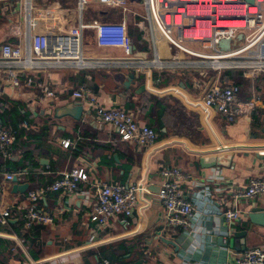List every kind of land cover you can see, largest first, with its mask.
Wrapping results in <instances>:
<instances>
[{"label":"crops","instance_id":"0c3cea01","mask_svg":"<svg viewBox=\"0 0 264 264\" xmlns=\"http://www.w3.org/2000/svg\"><path fill=\"white\" fill-rule=\"evenodd\" d=\"M128 1L126 13L91 4L81 17L78 0H33L29 15L24 6L27 0H0V46L25 44L31 32L67 33L82 23L84 57L93 63L84 69L25 76V95L20 99L15 97V89L0 82V98L19 102L21 115L26 116L15 130L13 156L0 157V202L12 210L8 225H0V264H31L29 259L37 264H232L235 256L264 248V227L252 224L249 218L253 208L264 209V197L245 207L246 217L229 225L215 193L218 178L247 185L251 179L264 177V75L255 81L237 80L232 71V79L222 75V84L240 87L241 100L255 95L262 99V106L251 116L230 124L202 103L205 83L215 77L212 70L205 78L204 72L193 69L146 67L137 72L121 65L95 66V62L111 59L136 65L142 59L139 53L147 55L144 59L154 58L145 0ZM124 18L134 53L98 48L93 25ZM138 34L141 37L135 40L133 35ZM130 73L135 77L126 86ZM143 85L146 90L137 93ZM43 87L55 92L53 100L45 98ZM83 87L105 107L132 111L140 123L152 127L158 134L155 145L145 149L123 141L116 129L102 123L82 99L73 96ZM75 104L83 106L80 120L56 116L57 109ZM50 109L54 110L51 114ZM4 129L14 130L12 125ZM66 141L71 143L68 148L64 147ZM206 154H232L233 163L203 169L199 159ZM166 168L181 169L186 175L182 189L196 212L189 228L169 226L165 208L156 198L160 173ZM79 169L108 183L144 182L150 192L143 193V206L134 218L113 217L105 228L89 219L95 200L83 194L84 185L72 197L50 192L38 206L52 215L53 224L25 229L20 208L27 207L28 193ZM19 173L23 175L18 184L29 186L25 193H13L12 181L6 180L7 174ZM93 231L95 240L89 244ZM27 235L39 240L40 246H32Z\"/></svg>","mask_w":264,"mask_h":264},{"label":"built area","instance_id":"2783aa9c","mask_svg":"<svg viewBox=\"0 0 264 264\" xmlns=\"http://www.w3.org/2000/svg\"><path fill=\"white\" fill-rule=\"evenodd\" d=\"M33 0H27V15L32 11ZM46 2L47 0H40ZM98 4L108 8H119L124 13L129 10L128 0H78L81 17L87 7ZM144 8L149 20V42L154 51L151 60L140 59L139 64L119 60L95 62V66H117L135 68L137 72L146 67L173 70H196L215 72L208 78L202 91V103L207 109L222 115L234 124L239 119L249 117L262 106V99L255 95L249 100L239 98L241 89L236 84L225 85L220 82L226 71H242L246 79L257 80L264 75V0H145ZM95 45L102 49L128 50L131 44L127 19L119 22H103L93 25ZM243 35V43L230 51L219 48L221 40L232 43ZM85 28L81 23L67 33L44 34L30 33L25 44L6 43L0 46V82L16 90L15 97L25 95L22 78L25 76L50 73L57 69H84L93 66L84 57ZM164 52V55L162 54ZM132 62V61H130ZM162 64V66L156 65ZM45 98L53 100L55 92L43 87ZM82 99L88 110L94 111L102 123L117 130L121 139L135 143L141 148L155 145L158 134L147 124L138 121L132 111L122 108H107L102 105L90 89L80 88L73 93ZM41 102V101H39ZM17 140L15 130L0 127V157L10 159L13 145ZM71 146L70 141L64 147ZM19 174H7L6 180L12 181ZM186 175L181 169H162L159 192L156 196L165 208L169 226L189 228L196 216L195 207L184 195L182 185ZM80 185L85 186L84 195L95 200L89 215L91 222L105 228L108 221L124 215L134 218L135 212L143 206V193H149L144 182L122 185L101 181L83 169L66 172L62 177L42 189L28 193L27 207L24 212L25 229L34 225H52V215L40 209L38 204L50 192H60L68 197L77 194ZM218 203L224 208L222 215L229 225L247 216L245 210L257 199L264 197V177L254 178L247 185L218 178L215 184ZM146 203L149 201L146 200ZM12 216L11 208L0 202V225L6 226ZM92 233V232H91ZM95 240L90 235L89 244ZM23 241L21 244L23 245ZM31 264H37L28 260ZM232 264H264V248H253L233 258Z\"/></svg>","mask_w":264,"mask_h":264},{"label":"water","instance_id":"95a60500","mask_svg":"<svg viewBox=\"0 0 264 264\" xmlns=\"http://www.w3.org/2000/svg\"><path fill=\"white\" fill-rule=\"evenodd\" d=\"M245 1L249 4L254 3V0H245ZM242 43H243V35H240L234 41V43H232L230 40H221L219 42V48L222 51H230L233 48L239 47ZM134 51H135V47L131 45L129 48V53L133 54ZM139 56H141L142 59L147 58V55L145 53H139ZM134 77H135V74L130 73L129 80L126 82V86H130ZM145 90H146V86L143 85L138 89L137 93H142ZM52 111L54 110L50 109L47 112L51 114ZM55 114L58 118L70 116L76 120H80L83 117V106L81 104H75L73 106L59 108L56 110ZM232 163H233L232 154H229V155L221 154V155H212V156L206 154V155H202L199 159V164L203 169L231 167ZM18 181H19L18 176H15L12 180L13 193H25L28 190V187H29L28 184L19 185ZM249 218L252 224L264 227V209H261L258 207L253 208L251 210Z\"/></svg>","mask_w":264,"mask_h":264},{"label":"trees","instance_id":"16d2710c","mask_svg":"<svg viewBox=\"0 0 264 264\" xmlns=\"http://www.w3.org/2000/svg\"><path fill=\"white\" fill-rule=\"evenodd\" d=\"M132 35V34H131ZM141 37L140 34L133 35L135 40H139ZM225 77L232 79L233 74L231 71L225 72ZM244 77L243 72L237 74V80H242ZM241 81H238L240 83ZM22 113V105L16 101H9L5 98H0V127L11 126L14 130H18V124L20 121H25L26 116L21 115ZM26 157H29V153H26ZM26 239L31 240V244L34 247H39V240L31 239V235H27ZM33 254V253H32Z\"/></svg>","mask_w":264,"mask_h":264},{"label":"rangeland","instance_id":"374dc122","mask_svg":"<svg viewBox=\"0 0 264 264\" xmlns=\"http://www.w3.org/2000/svg\"><path fill=\"white\" fill-rule=\"evenodd\" d=\"M99 13L101 14L102 12L100 11ZM180 70H181V69H180ZM228 71H229V70H228ZM232 72H235V73L238 74V73H240V72H242V71H238V70H237V71H232Z\"/></svg>","mask_w":264,"mask_h":264},{"label":"bare ground","instance_id":"6f19581e","mask_svg":"<svg viewBox=\"0 0 264 264\" xmlns=\"http://www.w3.org/2000/svg\"><path fill=\"white\" fill-rule=\"evenodd\" d=\"M162 54L164 55V52H162ZM156 65L162 66V64H160V63H156Z\"/></svg>","mask_w":264,"mask_h":264}]
</instances>
